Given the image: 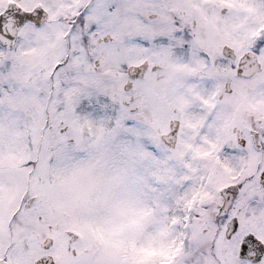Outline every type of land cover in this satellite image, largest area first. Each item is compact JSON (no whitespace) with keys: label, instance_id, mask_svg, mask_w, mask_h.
<instances>
[{"label":"snow or ice","instance_id":"1","mask_svg":"<svg viewBox=\"0 0 264 264\" xmlns=\"http://www.w3.org/2000/svg\"><path fill=\"white\" fill-rule=\"evenodd\" d=\"M0 264H264V0H0Z\"/></svg>","mask_w":264,"mask_h":264}]
</instances>
